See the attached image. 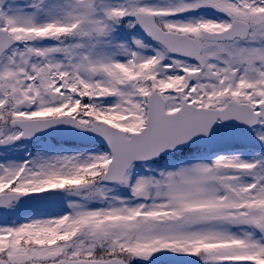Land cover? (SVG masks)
Segmentation results:
<instances>
[{"label": "snow or ice", "instance_id": "obj_1", "mask_svg": "<svg viewBox=\"0 0 264 264\" xmlns=\"http://www.w3.org/2000/svg\"><path fill=\"white\" fill-rule=\"evenodd\" d=\"M0 149V264H264V0H0Z\"/></svg>", "mask_w": 264, "mask_h": 264}, {"label": "rangeland", "instance_id": "obj_2", "mask_svg": "<svg viewBox=\"0 0 264 264\" xmlns=\"http://www.w3.org/2000/svg\"><path fill=\"white\" fill-rule=\"evenodd\" d=\"M48 143L47 142H44L43 143V147H47ZM22 152H24V148L21 147L19 148ZM3 150L0 149V154H2ZM59 204V205H58ZM36 206H40V207H50V206H61L60 203L58 201H49V202H46V203H40V204H30L28 205L25 209L21 210L20 212H17V213H25L27 212L28 210L32 209V208H35ZM28 219V217L26 218ZM16 220H21V219H17ZM22 221V220H21Z\"/></svg>", "mask_w": 264, "mask_h": 264}, {"label": "water", "instance_id": "obj_3", "mask_svg": "<svg viewBox=\"0 0 264 264\" xmlns=\"http://www.w3.org/2000/svg\"><path fill=\"white\" fill-rule=\"evenodd\" d=\"M58 135V134H57ZM59 136H62V134L60 133Z\"/></svg>", "mask_w": 264, "mask_h": 264}]
</instances>
